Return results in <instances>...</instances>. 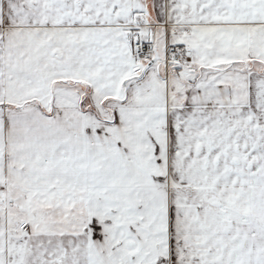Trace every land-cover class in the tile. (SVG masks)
Wrapping results in <instances>:
<instances>
[{
	"label": "snow or ice",
	"instance_id": "6c2138e0",
	"mask_svg": "<svg viewBox=\"0 0 264 264\" xmlns=\"http://www.w3.org/2000/svg\"><path fill=\"white\" fill-rule=\"evenodd\" d=\"M0 264H264V0H0Z\"/></svg>",
	"mask_w": 264,
	"mask_h": 264
}]
</instances>
